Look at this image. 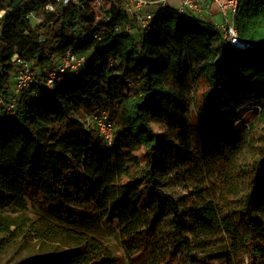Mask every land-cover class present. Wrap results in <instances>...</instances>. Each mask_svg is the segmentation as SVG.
<instances>
[{"label":"trees","instance_id":"1","mask_svg":"<svg viewBox=\"0 0 264 264\" xmlns=\"http://www.w3.org/2000/svg\"><path fill=\"white\" fill-rule=\"evenodd\" d=\"M45 5L0 0V91L12 93L14 54L40 71L51 69L67 48L89 53V62L78 77L52 88L33 84L13 108L0 105V208L23 207L31 196L53 219L77 220L82 212L89 219L79 222L89 231L101 215L119 229L125 249L143 255L147 264H210L220 258L264 264V134L241 168L237 155L254 144L248 138L241 147L242 131L226 127L228 117L239 118L247 105L264 120V0H241L235 24L239 36L255 45L245 50L226 45L213 23L170 11L135 37L128 31L134 19L114 7L97 14L90 6L47 12ZM31 12L41 21L33 24ZM105 13L109 20L98 17ZM111 57L117 59L113 64ZM187 74L206 86V100L216 104L211 110L196 106L193 118L187 117L186 98L166 81L170 75L181 82ZM100 111L114 120L112 147L85 127V117ZM152 121L170 126L173 138L165 141ZM138 150L146 159L143 181L132 173ZM171 165L196 181L213 170L224 188L219 198L206 199L201 187L178 196L165 192L159 176ZM166 218L168 228L161 226ZM12 224L0 213V230ZM75 243L40 260L115 263L107 249ZM198 248L201 255L194 253Z\"/></svg>","mask_w":264,"mask_h":264},{"label":"rangeland","instance_id":"2","mask_svg":"<svg viewBox=\"0 0 264 264\" xmlns=\"http://www.w3.org/2000/svg\"><path fill=\"white\" fill-rule=\"evenodd\" d=\"M171 4L170 2H168ZM174 5H178L173 1ZM1 14V12H0ZM218 19V17H217ZM41 21L37 20V22ZM33 24L36 19L32 20ZM138 28L133 29V35L137 37ZM259 33L264 34V23L259 28ZM168 84L173 85L177 92L183 95L187 100V117L195 116V107L205 104L208 110L216 107L211 98L206 100V86L203 83L193 82L190 74H187L183 81L178 82L170 75L166 76ZM250 105L244 106L237 114V117H228L227 131L232 132L240 129L241 147L250 138L248 151L243 149L236 157L237 165L241 168L248 166L249 162L256 155L253 149L260 145L261 136L264 134V120H261L260 113L254 112ZM237 119H239L237 121ZM243 122L248 123L244 126ZM152 129L163 135V139L168 141L173 138L174 131L165 123L152 121ZM146 159L141 151H134L132 154V173L143 181L142 169ZM183 169L179 166L171 165L159 176L160 187L165 192L174 196L188 194L190 190L201 187L206 191V199L212 202L216 201L223 191V184L219 176L213 170H206L198 181L185 176ZM180 171V172H179ZM33 192H30L31 194ZM28 194V195H29ZM23 207L9 205L0 208V213L15 221V224L9 226L8 230H0V264H46L40 260V256L45 253H56L63 249L73 247L77 241L89 244L95 243L100 249H107L110 255L115 257L114 264H147L142 261L144 256L128 252L121 241L119 229L105 217L98 215L97 225L92 230H86L81 227V219H89L81 216L77 220L71 218L53 219L43 215L31 196L25 198ZM161 226L169 227L168 218L162 219ZM202 250L196 249L195 255H201ZM201 264V263H197ZM210 264H227L223 258L214 259Z\"/></svg>","mask_w":264,"mask_h":264},{"label":"built area","instance_id":"3","mask_svg":"<svg viewBox=\"0 0 264 264\" xmlns=\"http://www.w3.org/2000/svg\"><path fill=\"white\" fill-rule=\"evenodd\" d=\"M173 1L178 5H174ZM45 2L46 5L43 9L47 12H54L56 7L78 6L84 8L90 6L98 14L114 7L134 19V26L128 29L130 32H133L134 28L142 31L149 30L155 17L163 11H170L188 21L205 20L213 23L223 42L233 48L245 50L255 46L239 36L235 24L241 0H45ZM213 7L216 10H213ZM98 17L109 20L110 14L105 13ZM27 18L30 21L36 19V22L40 20L32 12L27 15ZM118 28V26L115 27L116 30ZM89 57V53H78L67 48L55 56L51 69L40 71V69L34 68L31 62L14 54L11 58V63L14 66L10 78L12 93L9 97H5L0 91V105H7L9 109L13 108L20 92L29 89L33 84L52 88L71 77H78L88 64ZM110 61L113 64L117 59L111 57ZM1 68L0 65V71ZM84 120L86 129L97 130L105 147L113 146L115 123L108 112L100 111L90 114Z\"/></svg>","mask_w":264,"mask_h":264},{"label":"crops","instance_id":"4","mask_svg":"<svg viewBox=\"0 0 264 264\" xmlns=\"http://www.w3.org/2000/svg\"><path fill=\"white\" fill-rule=\"evenodd\" d=\"M213 10H216V8L213 7Z\"/></svg>","mask_w":264,"mask_h":264}]
</instances>
